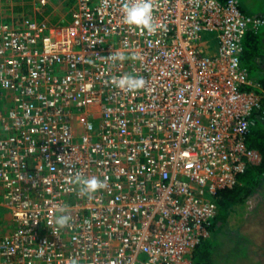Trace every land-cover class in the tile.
I'll list each match as a JSON object with an SVG mask.
<instances>
[{
    "label": "built area",
    "instance_id": "1",
    "mask_svg": "<svg viewBox=\"0 0 264 264\" xmlns=\"http://www.w3.org/2000/svg\"><path fill=\"white\" fill-rule=\"evenodd\" d=\"M239 0H75L0 22V264H197L262 155Z\"/></svg>",
    "mask_w": 264,
    "mask_h": 264
},
{
    "label": "crops",
    "instance_id": "2",
    "mask_svg": "<svg viewBox=\"0 0 264 264\" xmlns=\"http://www.w3.org/2000/svg\"><path fill=\"white\" fill-rule=\"evenodd\" d=\"M74 7L75 0H0V22L9 23L18 20L36 19L38 21H46L51 23V25L62 24L71 19V11ZM242 10L244 12V9ZM246 14L251 15L249 13ZM260 17H264V15H261ZM261 33H263L264 37V28L258 33V35ZM247 44L248 43L244 44V48ZM248 55L250 57L249 60L258 66L261 70L260 73H262L261 78L250 77L248 79L253 83L248 89L259 93L263 97L264 105V52H259L255 47L254 52H249ZM245 56L246 55L242 54V62L244 68H247L245 67L247 62L243 61ZM247 72L251 74L249 69H247ZM257 113L261 115L260 118L264 121L262 112L258 111ZM0 195L3 196V189L1 186ZM2 203L3 200H0V206L4 209ZM5 212H7L6 215L8 216L10 224V228L8 227V231L5 233L7 234L11 231L12 227L10 223L11 216L8 211ZM241 226L245 228L247 234L251 238L252 243L249 245L251 255L253 258L258 259L264 264V203H262L255 212L249 214L245 220H242ZM4 227L6 226H3V229Z\"/></svg>",
    "mask_w": 264,
    "mask_h": 264
},
{
    "label": "trees",
    "instance_id": "3",
    "mask_svg": "<svg viewBox=\"0 0 264 264\" xmlns=\"http://www.w3.org/2000/svg\"><path fill=\"white\" fill-rule=\"evenodd\" d=\"M263 28H260L259 31H251L248 33L244 40V44H248L247 46L245 45L243 51V54L246 55L243 61L250 59L248 48L252 42L255 44V37L258 36V33L262 31ZM252 33L255 36L253 35V37H251L250 34ZM256 113L253 116L252 131L247 142L250 148L261 153L262 162L259 165L249 164L245 173L239 176L238 184L235 187L224 189L219 192L217 198L219 212L211 227V236L203 240L193 254L197 264H211L212 243L210 245L208 241H210L213 234L216 233L219 224H221V226L228 224L232 225V223H235L239 219V226H241L242 220H245L249 214L255 212L259 206L264 203V121L260 118L261 115ZM254 200L256 203H253ZM241 206H246L247 210L249 209L246 218H244L243 212L240 210ZM234 216L238 217L235 221H233L235 219ZM242 232H245L248 243L251 245V238L247 234L245 228L242 229Z\"/></svg>",
    "mask_w": 264,
    "mask_h": 264
},
{
    "label": "rangeland",
    "instance_id": "4",
    "mask_svg": "<svg viewBox=\"0 0 264 264\" xmlns=\"http://www.w3.org/2000/svg\"><path fill=\"white\" fill-rule=\"evenodd\" d=\"M240 4L245 13H249L252 16L264 15V0H240ZM250 35L253 37L254 34L252 33ZM255 47L259 52H264L263 33L255 37V44L252 42L248 48L249 52H254ZM246 62L247 64L245 67L251 72V74L247 72V79L250 77L261 78L262 73H260V68L250 60ZM0 200L4 201L2 195H0ZM253 203H256V201L254 200ZM4 209L0 206V236L8 231V227L10 228L8 216L6 215L7 212H5L6 209L5 211ZM240 210L243 212L244 218H246L249 209L247 210L246 206H241ZM234 218V221L238 219L237 216H234ZM219 225L217 226L216 233L213 234L210 241H208L210 245L212 243L211 264H262L250 254L248 239L245 232H242L243 228L239 226V219L235 223H232V225ZM3 226L6 227L3 229Z\"/></svg>",
    "mask_w": 264,
    "mask_h": 264
},
{
    "label": "clouds",
    "instance_id": "5",
    "mask_svg": "<svg viewBox=\"0 0 264 264\" xmlns=\"http://www.w3.org/2000/svg\"><path fill=\"white\" fill-rule=\"evenodd\" d=\"M252 16V15H251Z\"/></svg>",
    "mask_w": 264,
    "mask_h": 264
}]
</instances>
